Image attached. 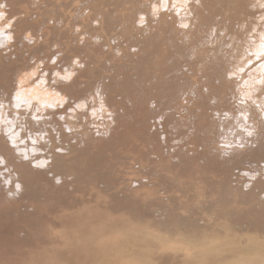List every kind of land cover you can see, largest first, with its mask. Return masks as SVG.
<instances>
[{
    "label": "bare ground",
    "instance_id": "obj_1",
    "mask_svg": "<svg viewBox=\"0 0 264 264\" xmlns=\"http://www.w3.org/2000/svg\"><path fill=\"white\" fill-rule=\"evenodd\" d=\"M117 1H121V0H117ZM123 1L120 3L124 4L125 2ZM147 1H145L146 3L143 2L144 5L142 4V2H140L141 4H139V6L143 5L144 7H146L145 5L150 2L149 0ZM46 2L48 6L43 7L42 9L45 13L34 12L35 15L33 13H30L29 17L30 19H37L35 23L33 22L31 23L32 24L31 27L33 26L35 29H37L38 32H39V28H42V30H40L41 33L40 36L44 37L46 40L53 39V41H51L52 47L50 46V48L53 49V46L58 47L60 43L63 44V41L59 40L61 39V37L65 39L67 38L68 40L71 36V35L67 36V33L69 32L68 30L70 28L66 29L64 27L65 21L67 20V18L65 17L66 13H64L67 7V2H63L64 4L63 6H59L57 2H53L50 0H46ZM85 2L87 4V2L90 1L85 0ZM85 2L83 3L85 4ZM94 2L87 4V6H90V8L97 10H100L99 8H103V7L98 8L97 6L98 1H96L97 3ZM99 2L102 3V0H99ZM112 2L113 1L110 0L111 4L109 2L108 4L112 6L114 4V3L112 4ZM151 2L153 1L151 0ZM202 2L204 1L201 0V2L199 3ZM76 3L75 2L73 3L75 6L72 5L75 8L78 6L76 5ZM115 3L117 4L118 2H116L115 0ZM138 3L136 4L135 2L134 4L138 5ZM54 5L57 6L56 12L53 13L48 12L51 11L52 9L51 6ZM85 6L86 5H83V8L82 9L80 8V10L79 8H76L78 9V13L81 12V10L84 11L86 9L88 10L90 9L87 6L85 8ZM115 6H113L114 8L112 7L113 9L111 8L110 11L108 10L107 12H103L101 10L99 13L97 12L98 13V15L96 14L97 17L94 16L91 23H86V25L83 23L84 25L82 24L83 26L81 25V28L80 27L79 28L82 29L83 27H86L85 28L86 30L78 29L80 39L83 40L84 38L82 39V37L87 36V32H89L91 29L94 30L97 29L99 31V32L97 31L98 34L100 33L101 35L102 33L100 30L101 27L99 26L101 24L99 19L101 18L98 19V17L99 15L102 16V13L103 16H106V14L104 15V13L107 14L109 13L108 15L110 17V15L112 14L111 13L112 10H114L115 8L117 9V7ZM119 6L121 7V4ZM16 7L18 8V11L14 13L10 12L9 16H7L8 18L6 17L5 20H3L2 17L9 11L6 10L5 8L1 9L2 12H0V17H1L0 22L5 27H2L1 25L0 29L6 30L8 34H10L9 36L13 37V39H16V41L20 44V47L17 46L20 50L28 44L27 42L29 41L31 42L35 38L34 35L31 36V34L20 28L21 26L24 25L25 17H26L24 15L21 17V15L26 14V11L30 12L31 8H27L26 4L17 5ZM132 7L134 9V5ZM139 8L140 7L136 9L140 11ZM121 9H123V7ZM96 11H92V12H96ZM128 11H130V9L126 8L125 12L127 13ZM76 12H74V15L78 14ZM116 12L119 13L120 11L116 10L115 13ZM118 13L115 14L116 17H112L113 19L116 18L117 20L121 21V22L117 21L118 24L122 23V20L127 21L126 19L125 20L122 19V17ZM79 15H81L82 17L84 16L82 15V12ZM115 15L113 14V16ZM53 16H56V18L54 19ZM117 16H119V18ZM137 16L138 19L141 17L139 15ZM76 17L77 16H72V18L74 19H76ZM82 17H79V19H81ZM128 17L130 18V16ZM154 17L155 18H152L154 19V21H157L159 19L156 18L159 16H154ZM105 18L106 17H104L103 24L106 19H108V21L105 22L103 27L107 26L108 23L109 24L111 23L109 21L111 19H109L108 17L106 19ZM160 18L161 20L159 19L158 21L162 23L161 15ZM86 19H87L86 22H88L89 17H86ZM142 19L143 18L141 17V20ZM50 20H52V23H49ZM55 21L56 22L59 21V24H57ZM80 21L82 22L85 20H80ZM96 21L100 23L98 24V27L97 24L95 25V23H97ZM115 21H112V23ZM130 21H132V19ZM143 21L147 22V20L144 19ZM148 22L149 23H147V26L143 23L145 25V27L143 26V28L145 29H142L141 27L142 24L140 25L138 23L139 24L138 26H135L134 24V27H132L131 30L133 29L134 31H136L134 28L139 26H140L139 29L141 28V30L136 31V33L129 29L128 30L135 33L136 35L133 33L132 34L135 35L136 37H138L142 32L143 33L147 32L148 34L149 33L148 31H153V28L155 27L153 25L154 24L153 21L152 23L150 22V20ZM112 23L111 26L112 25L115 26V24ZM77 24L79 23L76 22V25ZM118 24L117 26L119 25L121 26V24L119 25ZM43 25H45V28L43 27ZM89 25L91 27H88ZM151 25H153L152 28ZM117 26L114 28L117 29ZM211 27L212 26L204 27L203 33L209 32ZM121 29L122 28H120V31ZM123 29L121 31L122 33H123ZM78 30H76L75 33ZM104 31H106V34L107 36H109L110 38L109 41H110L112 39L110 37V34H112L113 32L109 33L111 32V30L108 31L107 27H105ZM124 31L126 32V35H129L127 33L130 32H128L127 29H124ZM93 32H94L93 34H96V31ZM137 32L139 35L137 34ZM159 32L161 33L160 30H158L157 32L158 34L155 32L151 33L148 37H146V40L143 38L146 34L145 35L141 34L140 36L142 35L143 36L142 37L139 36L138 38H142L144 41L143 40L140 41L134 36H132L134 39L132 38L133 42H130L131 44H133L135 41H136L135 44H137L138 41L140 43L146 41L144 43V49L142 50H137L136 48L133 49L134 45L131 44L124 46L125 40L128 39L131 40V36H130L131 34L129 35L128 39H124L123 38L124 35H121V37L120 35H118L120 39L122 38L121 40L123 42H121V40L118 38L117 40L120 41V43L122 44L116 41L117 45L115 44L116 43L115 40L118 36L114 38L113 35V40L115 39L114 40L115 43L111 41L110 43H112V45L114 44L115 46L114 45L113 46L115 48H113L112 46V51H114L115 57L119 56V58L118 59L113 58L115 60L114 62H112L111 66L109 65L108 68L112 67L110 70L112 72L114 70L115 73L114 72L113 73L118 74V76L121 75L122 78L119 79L120 76L119 78L118 76H116L119 79L118 80L116 78L115 80L116 84L118 83L117 85L120 87L114 89L111 87L112 86L111 83V85L109 86L110 88H112L111 90L107 89L108 82H105L106 84L105 86L104 84L98 85V83L100 84L103 82L104 76H105L104 80L106 81H109V78H110L109 82L113 80L111 73H110V77L108 74H107L108 76L106 75V69L108 65L105 66L106 65L105 63L107 62L105 63L101 62L100 64V66H102V69L104 70L103 72L101 70V72L102 73L105 72L104 75H102V77L101 75L98 76L100 82L97 81L95 82L94 79L96 78L94 77V79L90 81L89 86H87L86 84L88 82L82 80V78L80 79L79 77L80 79L79 82L84 81L85 83L84 82L83 83L87 87L82 88L81 86L74 83H73L74 87L73 86L71 87L72 84L70 83L71 85H69V82L75 81V79L72 80V78H76L75 77L76 71L73 68H71L72 60H69L71 61L70 63L68 62V59L69 58L73 59L76 57L75 58L76 61L77 55L76 56L74 55L75 57L72 58V56L69 55V53L67 52V50L69 51V49L66 48V45L64 44H63L64 48H61L59 51L57 50H56L57 52L52 51L51 55H53L54 57L56 56L55 57L56 59L54 60L55 63H53L55 67L51 68L53 72L49 70L50 67L46 68L48 69L47 71H45L44 68L43 75L41 77L36 78L35 80L36 84L27 83V85H25L26 87L23 86L26 90L24 89V91L22 92L20 91V93H15V91L13 90L14 88H12V85L14 84V80H12V76L17 77V82H19V80L22 81L24 80L23 79L24 78L23 76H25L24 74H21L23 78L20 77V73H22L20 69V64L24 62L23 66H25L27 64L25 62L29 61L26 60V58L28 59V57L25 56L26 58L22 59V57L20 56V54H22V50L17 51L16 49L17 47L15 45L14 50L12 51L13 58L8 62V64L3 63L5 61H3V59H0V151H1L0 162L1 161L4 162V167L6 168L5 176L10 175L11 177H13V181L19 179L18 181L21 184H27L28 185L27 187H29V185L36 186V189L34 190L24 191L23 187L18 185L19 187L17 186V188H19V191L17 190L16 193L17 196L24 198L31 205H34L35 204L34 202H37L36 203L37 205H39L40 203L42 204L43 202L44 207L46 208L45 211L39 209L36 212L38 214L36 220H38L39 223L33 224V226L37 225L36 227H34L38 235L37 238L39 239L40 237L41 240L48 242V244H40L42 247L36 246L37 249L40 248L42 250V253H38L35 251L38 258L46 257L52 261L54 260V258H56L55 260L58 261L59 264H264V174H263L264 172L261 171L264 170V163L263 164L261 163L259 164L258 162L253 163L254 161L253 162L251 161L252 163H249L248 161L251 160L250 153L253 152L252 151L253 148L248 147V149L246 148L247 151H244L242 149L241 152L236 155L237 158H240L239 162L236 165V169L243 176H245L244 182L243 183L241 182L242 183L241 185V183L238 182L239 180L235 181V179L239 177L238 172L235 173L234 175V177L236 176L237 178H234V180H231V182L228 180L226 181L225 179L222 180L221 176H217L216 174H213L210 170L207 169V166L210 165L211 169L216 170V172L218 173L219 171L215 167V164L218 162L215 163L209 161L207 162L206 159L203 158L204 159L203 162L204 161L206 162L200 164L201 165L200 166L198 165V163L194 162L193 159H191L197 156H199L197 158H200V156L203 157L206 154L207 150L209 151V149L205 148L204 141L196 142V143L191 142L189 140V135L191 133L185 130L186 127L191 128L193 126L192 128H195L194 121H195V115H197L196 109L198 108L200 110V107L195 105V101L197 100L196 99L197 97L203 98L204 97L203 93H206L209 94L212 97V99H214L213 101L214 105H219L216 123L214 124V126L212 125L209 128L211 131V135L218 132V134L222 136L220 142L227 141L228 143V140L231 138L230 137L229 139H227L229 135L230 136L234 135L233 138H238V140L243 139L244 135L250 132V131L246 132L247 131L246 130L245 131L246 133H244L243 129H247V126H250L249 128L252 129V131L254 129V131L251 132L252 134H255V139H257L258 142L259 149H254V150L256 153H258L260 157L264 156V148L260 150V146H259L261 145L262 147H264V140L260 139V138L264 139V124L259 123L261 120L264 121V118L261 116L264 115V88L260 83H254L256 82L254 80L257 77L248 76L244 74L242 71L237 70L238 68L237 65H231L230 71L224 70L222 69V67H220L219 61L221 59V56L226 57L229 54L226 53L220 54L219 51L220 46L217 44V42L220 41L221 39V41L230 44L233 41L230 38L233 35V33L227 32L225 30L218 31L217 33L220 36V38H216L215 41L213 42L214 47L212 48V52L208 55L207 54L205 55L202 52H200L201 54L199 53V55L205 56L200 58V60H198L197 65L199 64L200 67H197L195 71L194 69L190 70V68L189 70H186L187 72L190 71L192 73L191 74L188 72V74L192 75V76L190 75V77H193V73L195 72L201 73L202 77L194 76V78H189L188 77L189 75L186 74L188 77V79H186L185 76L184 78L181 75H179L180 77L177 76L178 73L176 69H178V66H176V63H178L177 58L179 57L182 58V56L186 57V55H189V53H185L186 51L183 50L182 47L183 45H181L180 42L176 41L169 43V41L164 39L163 35L161 36L159 35ZM18 33L23 35L24 38L22 39V36L21 38H17L16 34ZM77 35L74 37H77ZM102 35H103L102 37L99 36V41L101 40L104 43L106 39L103 38L104 37L103 33ZM203 35H205V33ZM73 38H71V41L73 40ZM13 39L9 41H12ZM56 39L57 41L58 40L61 41L60 43L58 42V45L57 43L56 45L53 44V42ZM86 39L87 37L84 39V41ZM26 40L28 41L26 42ZM129 40L126 41V43L129 42ZM202 40L199 39V41ZM259 40L260 39L257 38L253 42L252 47L248 48L251 50L252 53L257 52L258 49L262 48V43L258 44ZM71 41L70 43H72ZM79 41L77 38V41L75 42L79 44ZM84 41L81 45L80 44L79 45L80 46L83 45L82 47H84L89 43L85 41L87 42V44H85ZM202 42L204 43L202 44ZM202 42L197 43L196 47H193L192 50L193 51L197 50L196 51L197 53L198 50L202 51L204 47L203 45L206 43L205 41ZM103 43L101 42L97 45L95 44L94 45L96 47L98 46V49H100L101 47L99 48V46L100 44L102 45ZM118 43L120 44L119 46ZM150 43H153V47L148 50L149 46H151ZM89 44H88V49L90 50L92 48L93 42L90 46ZM210 44L212 45V43ZM210 44L209 46H211ZM106 45H107L106 43L105 45H103L105 49L108 47V46L105 47ZM72 47H70L69 45L70 51L71 50L73 51ZM131 47L132 50H134V52L135 50L136 52L139 51V53L138 52L136 53L137 55L135 59L132 58L133 54L131 55V53L133 51H130ZM135 47H138V45H135ZM104 48H101L103 52L105 50ZM185 48H186L185 50H187V47ZM34 49L38 50L37 52L39 53L37 52L33 53L31 51L32 52L30 53L31 55L36 53L37 55L42 54L41 50H44L35 47ZM75 49L76 48H74V50ZM80 49L79 50L77 49L75 54H79V51L84 50V49L82 50ZM138 49H140V47H138ZM23 50L25 51V49ZM63 50L64 53L58 54ZM95 50L97 49L94 48V51ZM192 50L190 51L192 52ZM159 51H161L162 55L167 59L169 63V68L165 69L163 67H159L157 63L154 62L156 60H159L157 56V54H161ZM17 53L19 57L15 58V55H17ZM83 53H81V55ZM86 54L88 55L89 52L85 53V57ZM91 54L93 55V53ZM92 55L89 56L91 57ZM38 56H42V55H38ZM163 56L159 55V58ZM90 57H88L89 60L87 59L86 62V63L89 62V64L86 63H85L86 65L84 64V61H86V59H83L84 61L80 59L83 63H81L80 61L78 65L76 63L73 64L74 65L76 64L77 67L78 66L80 67V64L81 66L84 65L86 67L87 65H89L90 67L88 69H91L90 63L92 62L90 59L92 57L91 58ZM106 58L107 60H111L112 55ZM106 58L102 61H106ZM20 59H22L21 60L22 62L19 61ZM122 59L126 61H123ZM127 60H131L132 63L127 62ZM173 61H174V65H172ZM49 62L50 61H48V64ZM184 62L182 63L183 67L185 65ZM30 63L27 65L26 68L36 73L35 69L32 68V66L34 65H31ZM23 66L21 65L22 69L25 68ZM104 66L105 69L103 68ZM86 67L82 68L84 69L83 71L86 70L85 73L88 72ZM97 67L98 66H96V70H98ZM260 69L261 68L258 66V70ZM96 70L95 72L97 74ZM90 71L92 70H89V73ZM146 71L149 72L148 74L151 75V76L149 75V78H146V75L148 76ZM47 73H53V74L57 73L55 76L57 82L54 83L55 79H53V81L49 80L50 77L48 76ZM85 73H82L81 77L86 75ZM98 73H100L99 70ZM183 73L186 72H184L183 70ZM78 74H79L78 76H80L81 73ZM26 75L30 76L28 74V71L26 72ZM93 75L95 76V74ZM139 76L143 77L142 78L143 80L139 79V83H141L142 85L141 87L140 85L137 84L135 80V78ZM100 77L102 79H100ZM126 79L131 80L132 82L135 80L136 84L138 85L136 91L134 90L136 87L135 88L133 87V91H135V93L131 94V92H128L125 95H123L124 93L120 94V92L118 91L119 89L124 90L126 88V84L128 83V80L126 81ZM146 79L152 82L150 86L146 84ZM174 79L176 80L175 82ZM47 82L48 83L53 82L54 84L52 86L56 84L58 87L57 90L51 92L53 88H51L50 86L49 87L51 88V91L50 89L44 90V87L48 84ZM91 82L94 83L95 86H92L93 84H91ZM195 84H199L198 89L194 88L193 85ZM68 85L71 88H69ZM30 87L32 91H30V94H27L26 91H29ZM54 87L56 88V86ZM33 89L35 90V92L33 91ZM192 89L194 90L193 91L194 93L193 92L191 93L195 94L194 99H192L194 100V102L186 101L185 99L187 97L184 98L185 96H183V98L188 104H186L184 100L183 102L178 101L179 99H183V98L180 97L179 99L176 98L177 97L175 96L176 93L179 96H181L180 92H182V94H186V92H190L192 91ZM112 90L115 92L117 91V93H115L116 96L117 94L118 95L120 94V96H125L127 101L129 100L132 102L134 101L139 102L141 100V103H139L138 108L132 110L130 109L129 104L122 103L121 112L110 109V113L108 115H104L105 117L102 116L104 117L102 121L100 119L102 118L101 113H103L104 110L102 109L103 107L102 102L106 100L112 101L111 99L113 96V92H111ZM58 92L60 93L57 94ZM235 92L237 93V95L235 94ZM186 95L189 96L188 94ZM138 97L140 100L137 99ZM247 97L251 98V100H248ZM18 98L20 100L23 99L26 100L27 105L26 106L20 105V101L17 100ZM64 98L69 101H66L64 106L63 104L61 106L59 105L60 107L63 106V110L61 109L54 110L53 108H59L56 102L59 100L65 101ZM257 98H259V100ZM89 99H91L92 102L91 101L89 102ZM164 100H166L165 101L166 103H164ZM235 100L236 102H238V106L236 110H234V107L232 106V101ZM174 101L176 103V104L174 103V107L177 106V101H178L180 107L184 109L185 112L183 114L177 115L178 109L174 111L173 110L174 108L172 107L173 108L172 109L171 105H170V109H172L170 111L171 113L168 112L165 114L164 112L166 109L164 110V107H163L164 112H162L161 110L159 111V108L162 103L167 104L166 106L169 107L168 104H172V102ZM149 102L152 103L150 104ZM184 103L187 106H185ZM189 103L190 105L191 103H193L192 104L193 106L192 105L190 106ZM133 104L134 103H132V105ZM254 104L257 106H255ZM141 107L144 108L141 109ZM145 107L148 108L147 111L145 110ZM151 107H154L152 108L153 110L150 109ZM251 109H253V112H251ZM91 111H94L96 113L102 111L98 117L99 119L96 117L99 120L98 122L95 117L91 116L92 114L90 113H93ZM150 111L154 113V117L152 116V113ZM146 112L149 113V117L147 118L145 117V122L143 127L141 125H137L136 127H133L131 125L132 122H140L138 121L137 118L141 117ZM95 114L93 115L95 116ZM98 114L99 113H97V115ZM104 114L107 113L104 112ZM90 116H91V120H90ZM92 117L95 118L96 122L95 121L92 122L93 121ZM116 117L121 119L116 122V124L119 123L116 130L119 136L124 137V142H120L119 140L115 141L112 136L110 137V135H112L115 130L114 131L112 130V127L110 126L108 119H112V123L115 126L114 119ZM123 117H125L126 119ZM150 118L152 121L150 120ZM185 118L188 119L189 121L185 122L184 121ZM147 119H149L150 121L146 122ZM176 120L181 121L182 122L181 125H183V123H186L185 126H183V128L185 127L184 128L185 131L182 129L181 131L178 132L180 137L187 136L188 139L186 140L188 141L189 144L193 146L204 145V147L201 150L195 153L196 149L194 147L190 148L187 145L185 146L186 144L185 142L182 144L175 143L174 144L175 147H173L174 145L171 142L176 141V139L170 137L169 134L173 133L172 129L174 127L171 126V129H167L166 125L168 126L170 125V123L172 124V122ZM158 121L160 124L159 126L161 127V131L164 133L165 136L164 137L163 135H161V137L162 136L164 137V141L162 140L164 143H162L160 141V138H158L159 136V128L157 126ZM152 125L155 127V129L153 130H151ZM144 127H146L150 131H148V133L145 134L143 142H141L140 144L136 142L135 147L132 146L127 140L128 138L127 135L130 132L135 133L137 130H141V129L144 130ZM259 128L262 129V132H259L260 131ZM36 132H38L39 135H37ZM13 134H16L21 139H24V144L26 145L27 148L28 146H32L34 153L40 150L43 154L41 153V155L34 156L35 158L33 159L35 160L34 162L32 161V156H30L31 160L29 159L28 162L26 163L18 162L19 160L18 161L15 160L17 159L16 156H19V158L22 160L23 154L21 153L19 155H16L19 153L16 152V154L14 155L13 152L17 151L18 149H21L23 144L21 146L18 145L20 143L16 144V141L19 138L16 137L15 135L13 137L12 136ZM250 134L248 133V137ZM211 135L209 136V138L213 139L214 143H220L218 142V140L212 138L213 136ZM11 137H13V139L15 137L16 138L13 141ZM252 137H254V135H252L251 138ZM30 139L31 141L29 142ZM194 139L199 140V137H196L194 135ZM32 142H34L33 145ZM235 143H237V141ZM239 143H241V141ZM183 147L185 149L184 151L182 150ZM241 147H237V148H241ZM220 148L222 149V147ZM3 149L8 150L9 153L7 155L4 154ZM216 149L219 148L216 147ZM154 150L158 151L160 155L155 158L147 157L148 152L154 153ZM246 152L249 153L250 155L246 156L245 155L247 154ZM26 155L27 157L29 156L28 149L26 151ZM212 155L213 157L211 158L213 159L214 157L221 158L220 153L212 154ZM224 155H222L221 161L223 160L222 162H224L226 165L231 167V163L236 162V160L234 161L231 158H229L231 160L228 161V159L224 157ZM12 156H14V158ZM234 156L235 155H233V157ZM253 158L254 157H252V159ZM212 161H216V159ZM16 165L18 166L17 168ZM0 169L2 168L0 167ZM124 169L130 171L129 174H127L126 176L123 174L119 175V172H121L122 170L125 171ZM232 169L233 168H228L227 173L223 177L231 176ZM164 170H166V172H164ZM167 170H169L171 173H174V175L177 173L176 175H178V179L175 176V182L176 179L177 181L180 182L179 183L176 182L177 183L176 184L172 180L168 181L167 177L173 178L174 175L170 174V172L167 173ZM3 171L4 170H2V172ZM139 172H141V174ZM36 176L40 178V179L38 178L37 181L35 179ZM119 176L121 177L120 179L122 180L126 179L127 181H125L124 183H120V181L122 180L117 182ZM59 179H63V180L59 182L57 181ZM220 179L222 182L219 184ZM241 179L240 181H242ZM41 182H43V185H46V188L40 186ZM133 182L136 184H132ZM169 182H173V184ZM136 185L139 186L138 189L137 187L135 189ZM235 185H237V187ZM124 187H127L129 189L121 190L122 192H119V190H117L118 188L123 189ZM222 187L224 189L220 191ZM159 189L163 190L162 191L163 193L158 192ZM103 190L109 192L111 194L110 196L112 197L109 199L106 196L107 193H103ZM23 192H26L24 193L25 195L23 194ZM42 192L44 193V195L41 194V196L39 195L40 197H37L38 196L37 194ZM82 194L94 198V202H96V209L90 210V212L83 211V209L86 207V204H88V200L85 201L86 203H83L84 201L82 200L81 197ZM77 195L79 196L77 197ZM121 195L124 196V199L126 200L125 203L122 202L123 197ZM35 197L38 198L37 201L31 199ZM133 197L135 199H133ZM41 198H43V200H41ZM139 198H140V203H142V206L138 205ZM50 201H53V203L51 202L50 204H48L49 206H51V208H49L48 205L45 206V202L49 203ZM92 204L94 205L95 203ZM40 207H42V205ZM80 209H82V211H80L79 213ZM131 213L132 214L134 213L133 214L134 216ZM32 217L33 216L31 215V218ZM45 220L47 221V224L46 222H44ZM50 221L56 223L58 226L53 227L52 226L53 224H50ZM141 221H143L145 224L142 225ZM8 229L10 228L8 227ZM67 232H69V234ZM16 234L17 233H15L14 235ZM89 234L90 237L88 236ZM60 239L64 240V242L55 244V242L57 243V241ZM72 241L78 244L79 247L80 245L87 246V249L85 250L87 251L88 256L86 255L84 256V253L80 248H79L80 250H77V252L71 249L63 250L66 248L65 243H70ZM28 242L31 243V241ZM25 246H27V243ZM47 247H50L51 252L47 250Z\"/></svg>",
    "mask_w": 264,
    "mask_h": 264
},
{
    "label": "rangeland",
    "instance_id": "obj_2",
    "mask_svg": "<svg viewBox=\"0 0 264 264\" xmlns=\"http://www.w3.org/2000/svg\"><path fill=\"white\" fill-rule=\"evenodd\" d=\"M42 1V2H41ZM50 1H53V2H57L58 4H59V6H63L64 4H63V2H67V7H66V9H65V11H64V13H66V18H67V20L65 21V24H64V27L67 29H69L68 31V33H67V36H69V35H71L70 36V38L67 40V38L65 39V38H62L61 37V39H59V40H61V41H63V44L64 45H66V48H68L69 49V51L67 50V52L69 53V55H71L72 56V58L73 57H75L76 55H77V59H76V61H75V58H73V59H68V62H70L71 63V61H69V60H72V63H71V68H73L75 71H76V78H72V80H74L75 79V81H71V82H69V80H68V82H69V85H71V87L73 86L74 87V85H73V83L74 84H77V85H79V86H81L82 88H85V87H87V86H89V84H90V81L92 80V79H94V77L97 79H94L95 80V82L97 81V82H100V80H99V75H101V77H102V75H104V73H102L104 70L102 69V66H100V64H101V62L103 63H105V62H107V63H105L106 65L105 66H107V69H108V71H107V69H106V75L108 74L109 75V77H110V73H111V76H112V78H113V82L111 81V82H109L110 81V78H109V81H106V80H104V77H103V82L102 83H98V85H102V84H104V86L106 85L105 84V82H108V84H107V89L108 90H111L112 88H118V87H120V86H118L117 84H116V76H118V74H114L115 72H114V70H113V72L110 70L112 67H110V68H108L109 67V65L111 66V64H112V62H114V60L117 58H119V56H116L115 57V55H114V51H112V46L114 45H112V43H110V41L111 42H113V43H115L116 41L117 42H119L120 43V41H118L117 39L119 38V36L118 35H120V37H121V35H124V39H128V37H129V35L131 36V40H132V36H134L135 38H137L138 40H143L142 38H138L141 34H143V35H145L143 38L146 40V37H148L151 33H153V32H155V33H157L158 32V30H160L161 31V33L159 32V35L161 36V35H163V37H164V39L165 40H167V41H169V43H171V42H176V41H178V42H180V44L181 45H183L182 47H183V50L184 51H186L185 53H189V55H186V57L185 56H182V58L181 57H179V58H177V62L178 63H176V66H178V69H176V71H177V76L178 77H180L179 75H181L183 78H184V76H185V78L186 79H188V77L189 78H194V76L196 77H202L201 76V73H197V72H195V73H193V77H190V75L192 74L190 71H188L189 73H191V74H188V72L186 71V70H189V68H190V70L191 69H194V71L196 70V68L197 67H200L199 66V64L197 65V63H198V60H200V58H202V57H205L204 55H199V53L200 52H202L203 54H210L211 52H212V48L214 47V41H215V39L216 38H220V36L218 35V31H220V30H225V31H227V32H231V33H233V35L230 37L231 38V40H233L230 44H228V43H225L224 41H221V39H220V41H218L217 42V44L220 46V49H219V51H220V54H224V53H226V54H229V55H227L226 57H222L221 56V59H220V61H219V63H220V67H222V69H224V70H227V71H230L231 69H230V66L231 65H237L238 66V68H237V70H240V71H242L244 74H246V75H248V76H254V77H257L254 81H256V82H254V83H260L262 86H263V88H264V0H203L204 2H202V3H199V2H201V0H152L153 2H151V0H149L150 2L149 3H147L145 6L146 7H144L143 5V2H145V1H147V0H141V1H138V0H133V1H131V0H121V1H117L116 0V2H118L117 4L115 3V0H111V1H113L112 2V4L114 3L115 5H117V6H115L114 4L112 5V6H110V0L109 1H105V0H102V3H100L99 2V0H87V1H90V2H87V4H89V3H91V2H94V3H97L96 1H98V3H99V5H98V3H97V6H98V8L99 7H103V8H99L100 10H97V9H93V8H90V6H87V4H86V2H85V0H50ZM125 2L124 4L123 3H120V2ZM139 3H138V2ZM176 1V2H175ZM76 3V5H78L76 8H79V10H80V8L82 9L83 8V5H86L88 8H90L89 10L88 9H86V10H84L85 8H86V6H85V8L83 9L84 11H82L81 10V12H82V15H84L85 14V12L86 11H88V12H86V14L82 17L81 15H79V14H81V12H79L78 13V9H76L74 6V4L73 3ZM82 2V3H81ZM83 2H85V4L83 3ZM108 2L110 3V4H108ZM136 2V4L138 3V5H136V4H134ZM140 2H142V6H139V4H141ZM148 2V1H147ZM155 2H156V4H155ZM169 2V3H168ZM121 4V7L119 6L120 4ZM132 3V4H131ZM146 3V2H145ZM22 4H26L27 5V8H31L30 9V12H27L26 11V9H25V11H26V14H22L21 15V17L24 15V16H26L25 17V23H24V25L23 26H21L20 28L22 29V30H24V31H26V32H28L29 34H31V36H33L34 35V40H32L31 42L29 41V42H27L28 40H26V42L28 43L26 46H24L22 49H20V50H22V54H20V56L22 57V59H25L26 57H28V59L26 58V60L31 64V65H34V66H32V68L33 69H35V72L36 73H34V72H32V71H30L29 69H27L26 67H27V65L29 64L28 62H25V63H27L25 66H23V64H24V62L23 63H21L20 64V69H21V71H22V73H20V77H22L21 76V74H24L25 76H23L22 78L24 79L23 81L22 80H19V82H17V77H15V76H12V80H14V84L12 85V88H14L13 90L15 91V93H20V91L22 92V91H24V87H26L25 85H27V83L28 84H30V83H32V84H36V82H35V80H36V78H38V77H41L42 75H43V73H44V68H45V71H47L48 69H46L47 67L49 68L50 67V71L51 72H53L52 70H51V68H54L55 67V65L53 64V63H55V57L53 56V55H51L52 54V51L54 52V51H59L61 48H64L63 47V44L62 43H60L61 41H57V39L53 42V44H55L56 45V43H57V45H58V42L60 43V45H58V47L56 46H53V49L52 48H50V46L52 47V44H51V41H53V39H51V40H46L44 37H42V36H40L41 35V33H40V30H42V28H39V32L37 31V29H35L33 26V28L31 27V23L33 22V23H35L36 21H37V19H30V17H29V15H30V13H33L34 15H35V13L34 12H40V13H45L42 9H43V7H47L48 6V4H47V2H46V0H0V12H2L1 11V9H3V8H5L6 10H8L9 12L8 13H6L3 17H2V19L3 20H5L6 19V17L7 16H9V14H10V12H12V13H14V12H17L18 11V8L16 7L17 5H22ZM101 4V5H100ZM123 4V5H122ZM148 4H149V6H148ZM154 6H153V5ZM72 5H74V6H72ZM134 5V9H133V6ZM82 6V7H81ZM108 6V7H107ZM113 6H115V7H117V9L116 10H119L120 12L118 13V12H116V13H118L121 17H122V19H126L127 21H123L122 20V23H119V24H121V26L118 24V22L117 21H119V20H117L116 18L115 19H113L112 17H116V13H115V9L114 10H112V14L110 15V17H109V13L107 14V13H104V15L106 14V16H103V13H102V16L101 15H99V17H98V19L99 18H101V19H99L100 20V23L98 22V21H96L97 23H95V25L97 24V27H98V24H100L99 26L101 27V29H100V27H99V29L101 30V32L104 34V39H106L105 41H104V43H103V41H101L103 44L101 45L100 44V46H99V48L101 47V48H104L103 47V45H105V43L107 44L105 47H107L105 50H104V52L102 51V49L100 48V49H98V46L96 47L95 45H97V44H99V43H101L100 41H99V36H103L102 35V33H101V35H100V33L98 34V30L96 29V30H94V29H91L89 32H87V36H85V37H82V39L84 38H86L87 37V39L85 40V41H87V42H91L90 44H89V46L92 44V42H93V44H92V48L91 47H89V48H91L90 50L88 49V44H87V42H85L84 41V39L83 40H81L80 39V35H79V30H86L85 28L86 27H83L82 29H80L81 28V25L84 23L85 25H86V23H91L92 22V20H93V17L94 16H96L97 17V15H98V13L102 10L103 12H107L108 10L110 11L111 10V8L113 7ZM118 6H119V8H118ZM172 6V7H171ZM56 5H54V6H51V11H48V12H50V13H53V12H56ZM106 7V8H105ZM123 7V9H121ZM124 7H125V9H124ZM138 7H140L139 9H140V11L139 10H137L138 9ZM141 7H142V9H141ZM155 7V8H154ZM182 7V8H181ZM114 8V7H113ZM112 8V9H113ZM126 8L127 9H130V11H128L127 13L125 12L126 11ZM137 8V9H136ZM157 8V9H156ZM183 8H184V10H183ZM187 8V9H186ZM21 9H23V8H21ZM76 9V10H75ZM121 9V10H120ZM182 9V10H181ZM96 11V12H92V11ZM156 10V11H155ZM173 10V11H172ZM60 11V10H59ZM77 11V12H76ZM114 11V12H113ZM135 11H136V13H135ZM137 11H139V12H137ZM171 11V12H170ZM180 11V12H179ZM181 11H183V12H181ZM74 12H76V13H78L77 15L75 14L74 15ZM98 12V13H97ZM124 12H125V14H124ZM164 12V13H163ZM174 14H173V13ZM188 12V13H187ZM93 13V14H92ZM129 13H130V15H129ZM157 13H158V15H157ZM160 13V14H159ZM97 14V15H96ZM113 14L115 15V16H113ZM131 14H133V15H131ZM139 15V16H141L144 20H147V22H145V21H143V19L141 20V17L138 19V16L137 15ZM163 14V15H162ZM189 14V15H188ZM68 15V16H67ZM91 15V16H90ZM134 15H135V17H134ZM160 15H161V17H162V23L161 22H159L158 20L160 19L161 20V18H160ZM72 16H77L78 17V19H79V17H82L81 19H77V17H76V19H77V21H76V19H74V18H72ZM128 16H130V18L132 19V21H130L131 19L128 17ZM154 16H159V17H156V18H159L157 21H158V23H160V24H158L157 23V21H154V19H152V18H155ZM186 16V17H185ZM188 16V17H187ZM29 17V18H28ZM86 17H89V19H88V22H86ZM104 17H108L109 19H111L112 21H115V22H113L112 23V21L111 20H109L112 24H115V26L114 25H112L111 26V23L109 24V26H108V24H107V26H105V27H107L108 28V31H110L111 30V32H109V33H112V34H110V37L112 38L110 41H109V36H107V34H106V31H104L105 30V27H103L104 26V24H105V22H107L108 21V19H106L105 20V22H104V24H103V21H104ZM118 18H119V16H117ZM128 17V18H127ZM174 17H176V18H174ZM178 17V18H177ZM1 18V17H0ZM8 18V17H7ZM53 18L55 19L56 18V16H53ZM84 18V19H83ZM174 18V19H173ZM75 21H74V20ZM129 19V20H128ZM151 19H152V21L154 22V28H153V31H148L149 33L147 34V32L146 33H141L140 35L138 34V32H137V34L139 35H137L138 37H136L135 35V33H136V31H139V30H141V28L139 29V27H135L134 29L136 30V31H134L133 29L131 30V28L132 27H134V24H135V26H138L139 24L141 25V27H142V29H145V28H143V26L145 27V25L147 26V23H149L148 21L150 20V22L152 23V21H151ZM166 19V20H165ZM176 19V20H175ZM80 20H85V21H80ZM89 20H91V21H89ZM143 21V22H140V21ZM23 21V20H22ZM26 21H28V22H26ZM165 21V22H164ZM12 22V21H11ZM56 22V21H55ZM73 22V23H72ZM75 22V23H74ZM76 22L77 23H79V24H77L76 25ZM81 22V23H80ZM119 22H121V21H119ZM156 22V23H155ZM13 23H14V21H13ZM49 23H52V20H50L49 21ZM57 24H59V21H57L56 22ZM139 23V24H138ZM145 25H144V24ZM30 24V25H29ZM70 24V25H69ZM72 24H74V25H72ZM83 24V25H84ZM117 24L119 25V26H117ZM130 24V25H129ZM2 25V23L0 22V26ZM79 25V26H78ZM82 25V26H83ZM94 25V26H95ZM150 25V24H149ZM153 25H151V28H152V26ZM117 26V29H115L114 27H116ZM206 26H212L211 27V29H210V31L209 32H204L205 33V35H203L204 33H203V28L204 27H206ZM2 27H5V26H3L2 25ZM25 27V28H24ZM31 27V28H30ZM43 27L45 28V25H43ZM80 27V28H79ZM88 27H91L90 25L88 26ZM87 27V28H88ZM96 27V28H97ZM162 27V28H161ZM29 28V29H28ZM93 28V27H92ZM119 28V29H118ZM120 28H124V29H127V31L128 32H130V33H127V34H129V35H126V32L124 31V29H123V33L121 32L122 31V29H121V31H120ZM149 28V27H148ZM150 28V29H151ZM165 28V29H164ZM219 28V29H218ZM75 29V30H74ZM79 29V30H78ZM89 29V28H88ZM131 30V31H133V32H135V33H133V32H131V31H129V30ZM147 29V28H146ZM163 29V30H162ZM0 30H2V29H0ZM73 30V31H72ZM76 30H78L76 33H75V31ZM212 30V31H211ZM93 31H96V34H93L94 32ZM98 31V32H97ZM144 31V30H143ZM164 31V32H163ZM32 32V33H31ZM72 32V33H71ZM92 32V33H91ZM125 32V33H124ZM145 32V31H144ZM164 34H163V33ZM37 33V34H36ZM108 33V34H109ZM118 33V34H117ZM135 34V35H133V34ZM200 33V34H199ZM210 33V34H209ZM29 34H27V35H29ZM36 34V35H35ZM79 35V37H78V35ZM98 34V35H97ZM115 34H116V36H115ZM158 34V33H157ZM209 34V35H208ZM10 34H8V32L6 31V30H2V31H0V59H3V61H5V62H3V63H5V64H8V62L13 58V50H14V46L16 45V47L17 46H19L20 47V44L16 41V39H13V37H11V36H9ZM38 35V36H37ZM77 35V37H74V36H76ZM95 35H96V37H95ZM113 35H114V38L115 37H117L116 38V40H115V42H114V40H113ZM142 35V36H143ZM16 36H17V38H21V36H22V39L24 38L23 37V35H21L20 33H18V34H16ZM37 36V37H36ZM142 36H140V37H142ZM159 36V37H160ZM235 36V37H234ZM76 39H74V38ZM126 37V38H125ZM71 38H73V40L71 41ZM77 38H78V41L79 40H81V41H79V44L81 45L82 43H83V41L85 42V44H87V45H85L86 46V48H85V46L84 47H82V46H80L79 44H77L75 41H77ZM96 38V39H95ZM260 39L259 40V42H258V44H260V43H262V48L261 49H258V51L257 52H255V53H252L251 52V50L250 49H248V48H251L252 47V44H253V42L256 40V39ZM3 39V40H2ZM11 39H13L12 41H9V40H11ZM37 39H39V40H37ZM64 39H65V41H64ZM103 39V40H104ZM120 39V38H119ZM122 39V38H121ZM120 39V40H121ZM134 39V38H133ZM199 39H203L202 41H205L206 43L203 45L204 47H203V49H202V51H200V50H198V53L196 52L197 50H192L193 49V47H196V45H197V43H200V42H202V41H199ZM4 40H6V41H4ZM129 40V39H128ZM128 40H125V43H124V46L125 45H128V44H131L130 42H133V40L131 41V40H129V42H127L126 43V41H128ZM137 40V41H138ZM38 41V42H37ZM67 41H69V42H67ZM70 41L72 42V43H70ZM96 41V42H95ZM135 41V40H134ZM144 41V40H143ZM199 41V42H198ZM208 41H209V43H208ZM7 42H8V44H7ZM12 42V43H11ZM65 42V43H64ZM75 44H74V43ZM117 42L115 43L116 45H117ZM121 42H123L122 40H121ZM136 42V41H135ZM135 42L133 43V44H131V45H134V47H133V49H137V50H142V49H144V43L146 42H142V43H140L139 41L137 42V44H135ZM147 42H148V39H147ZM153 42V41H152ZM4 43V44H3ZM118 43V46L120 45V44H122V43H120L119 44ZM204 42H202V44H203ZM208 43V44H207ZM210 43H212V45L210 44ZM74 44V45H73ZM95 44V45H94ZM151 44V46H149V48H148V50L150 49V48H152L153 47V43H150ZM209 44L211 45V46H209ZM4 45V46H3ZM69 45H70V47H72V46H75V47H72L73 48V51L71 50L70 51V48H69ZM94 45V46H93ZM135 45H138V47H140V49H138V47H135ZM207 45H208V47H207ZM41 46V47H40ZM59 46H62V47H59ZM115 46V45H114ZM113 46V48H115ZM117 46V47H118ZM130 46V45H129ZM34 47L35 48H38V49H44V50H41L42 51V54H38V55H42V56H38L37 55V53H39V52H37L38 50H36V49H34ZM95 49H97V50H95L94 51V48ZM185 47H187V50H185L186 48ZM2 48V49H1ZM8 48V49H7ZM12 48V49H11ZM55 48V49H54ZM71 48V49H72ZM74 48H76L75 50H74ZM80 48H82V49H84L83 51H84V53H83V51H79V54H80V56H79V54H75V52H76V50L78 49H80ZM128 48H130V47H128ZM17 49V51H20L19 50V48L17 47L16 48ZM23 49H25V51L23 50ZM82 49H80V50H82ZM88 49V50H87ZM209 49V50H208ZM66 50V49H65ZM190 50H192V52L190 51ZM205 52H204V51ZM34 53V52H37L36 54H30V53H32V52ZM40 51V52H41ZM56 51V52H57ZM86 51V52H85ZM130 51H133L132 53H131V55H132V58L133 59H135V57H136V53L138 52L139 53V51H137L136 52V50H135V52H134V50H132V47H131V50ZM24 52V53H23ZM44 52H45V54H44ZM83 53L82 55H81V53ZM89 52V54L87 55L86 54V57H85V53H88ZM160 53H161V51H159ZM195 52V53H194ZM4 53V54H3ZM61 53H64V50L63 51H61L60 53H58V54H61ZM91 53H93V55L91 54ZM44 54V55H43ZM54 54V53H53ZM116 54V53H115ZM190 54H191V56H190ZM201 54V53H200ZM28 55V56H27ZM75 55V56H74ZM89 55H92L91 57L89 56ZM108 55V56H107ZM112 55V58H111V60H107V58L106 57H109V56H111ZM159 55H161V56H163L162 55V53L161 54H157V56H158V59L159 60H156V61H154L155 63H157V65L159 66V67H163V68H169V63H168V61H167V59L163 56V57H160L159 58ZM2 56H3V58H2ZM26 56V57H25ZM34 56V57H33ZM38 56V57H37ZM79 56V57H78ZM90 57L91 59V62L92 63H90V65H91V69H88L90 66L89 65H87V67L86 66H84L83 64V66H81V64H80V67L78 66L77 67V65L80 63V61L81 60H83V59H86V61H84V64L87 62V59H88V57ZM198 56V57H197ZM19 57V55H18V53H17V55H15V58H18ZM47 59H46V58ZM52 57V58H51ZM31 58V59H30ZM40 58H41V60H40ZM50 58V59H49ZM106 58V61H102V60H104ZM113 58H115V59H113ZM22 59H20L19 61H21ZM49 59V60H48ZM81 59V60H80ZM25 60V61H26ZM34 60V61H33ZM89 60V59H88ZM123 61H126V60H124V59H122ZM48 61H50L49 62V64H48ZM75 61V62H74ZM185 61V62H184ZM195 61V62H194ZM22 62V61H21ZM127 62H131L132 63V61L131 60H127ZM184 62V67H183V65H182V63ZM190 62V63H189ZM46 63V64H45ZM73 63H76L75 65L73 64ZM81 63H83L82 61H81ZM172 63V62H171ZM17 64V63H16ZM15 64V65H16ZM86 64H89V62L88 63H86ZM85 64V65H86ZM193 64V65H192ZM21 65L23 66V67H25V68H21ZM95 67H93V66ZM172 65H174V61H173V64ZM182 65V66H181ZM188 67H187V66ZM44 66H46V67H44ZM53 66V67H52ZM58 66V65H57ZM74 66H76V67H74ZM96 66H98L97 67V69L99 70V72L100 73H98V70H96ZM105 66L103 67L104 69H105ZM258 66L261 68L260 70H258ZM86 67V69L88 70V72H86L85 73V71H83L84 69H82V68H85ZM94 70H93V69ZM101 68V69H100ZM125 68V67H124ZM27 69V70H26ZM33 69H31V70H33ZM80 69V70H79ZM78 70H79V72H78ZM89 70H92V71H90V73H89ZM95 70L97 71V74H96V72H95ZM101 70H102V72H101ZM183 70H184V72H186V73H183ZM24 71V72H23ZM28 71V74L30 75V76H28V75H26V72ZM30 71V72H29ZM83 71V72H82ZM111 71V72H110ZM49 72V71H48ZM56 72V71H55ZM147 72V71H146ZM145 72V73H146ZM42 73V74H41ZM78 73H81L80 74V76H78L79 74ZM82 73H85L86 75H84L83 77H81V75H82ZM149 72H147V74H148ZM183 73V74H182ZM40 74V75H39ZM48 74V76L50 77L49 78V80H52L53 81V79H55V76H56V74L54 75L53 73H47ZM50 74H53V75H50ZM93 74H95V76L93 75ZM115 76H113V75ZM189 75L188 77H187V75ZM90 75H91V77H90ZM97 75V76H96ZM107 75V76H108ZM149 75L150 74H148V76L146 75V78H149ZM172 75V74H171ZM26 76H28V77H26ZM53 78H52V77ZM93 76V77H92ZM119 76H120V78H119ZM118 76V78L119 79H121L122 77H121V75H119ZM136 76H137V73H136ZM151 76V75H150ZM192 76V75H191ZM15 77V78H14ZM27 79H26V78ZM30 77V78H29ZM79 77H80V79L82 78V80H84V81H87L86 83V85L87 86H85V82L83 83V82H79ZM98 77V78H97ZM100 77V79H102ZM181 77V78H182ZM14 78V79H13ZM52 78V79H51ZM117 78V79H118ZM143 77H137V78H135V80H136V82H137V84L138 85H140V87L142 86L141 85V83H139V79H141V80H143L142 79ZM90 79V80H89ZM118 79V80H119ZM176 79V78H175ZM174 79V82L176 81ZM26 80H27V82H26ZM78 80V81H77ZM81 80V81H82ZM108 80V79H107ZM117 80V81H118ZM128 79H126V81H127ZM135 80L132 82L131 80H128V83L127 82H125V83H127L126 84V88H125V86H124V90H118L119 92H120V94H123V95H125L126 93H128V92H131V94L132 93H135V91L137 90V84H136V82H135ZM138 80V81H137ZM20 81H21V83H20ZM102 81V80H101ZM115 81V82H114ZM153 81H155V80H153ZM55 82H57L56 81V79H55V81H54V83ZM94 82V81H93ZM131 82V83H130ZM20 83V84H19ZM24 83V84H23ZM48 83V82H47ZM51 83V84H50ZM50 83H48L45 87H44V90L46 89V90H49L50 89V91H51V88H53L52 89V91L51 92H54L55 90H57V85L55 84L54 86H56V88L54 87V86H52L54 83L53 82H50ZM71 83V84H70ZM111 83H112V88H110L109 86L111 85ZM122 83V82H121ZM152 82L151 81H149L148 79H146V84H148L149 86H150V84H151ZM23 84V85H22ZM50 84V85H49ZM84 84V85H83ZM91 84H93L92 86H95V84L94 83H92L91 82ZM97 84V83H96ZM38 85V84H37ZM44 85V84H43ZM68 85V87L69 88H71L70 86ZM115 85V86H114ZM117 85V86H116ZM198 85L199 84H195V85H193L194 86V88L195 89H198ZM24 86V87H23ZM51 88H50V87ZM97 86V85H96ZM131 86V87H130ZM23 87V88H22ZM31 87H33V86H31ZM31 87H30V89H29V91H26L27 92V94H30V91H32V89H31ZM49 87V88H48ZM129 87H130V89H129ZM133 87L135 88L134 90L135 91H133ZM48 88V89H47ZM55 88V89H54ZM131 88H132V90H131ZM238 88H239V86H238ZM11 89V88H10ZM142 89V88H141ZM26 90V89H25ZM207 90H208V88H207ZM33 91L35 92V90L33 89ZM177 91V90H176ZM194 90L192 89V91H190V92H186V94H188L189 96H187L186 94H182V92H180L181 93V96H179L176 92V95L175 96H177L176 98H178L179 99V97L180 98H183V96H185L184 98H186L185 100L186 101H193L194 102V100H192V99H194V96H195V94H193L194 92H193ZM111 92H113V96H112V101H107L106 99H104V100H106V101H103L102 103H103V107H102V109H104L103 110V113H101V112H97V113H99L98 115H97V113L96 112H94V111H91V112H93V113H90V114H92L91 116H93V117H99V115H100V113H101V117L102 116H104V115H108L109 113H110V109H113V110H117L118 112H121V105H122V103H126V104H129L130 106V109L132 110V109H136V108H138L139 107V103H141V100L139 99V97L137 98L138 100H140L139 102H136V101H134V102H132V101H127V99H126V97L125 96H120V94L118 95L117 94V96L115 95V93H117V91L115 92V91H111ZM191 92H193V93H191ZM14 93V92H13ZM12 93V94H13ZM14 93V94H15ZM60 92H58L57 94H59ZM64 93V92H63ZM62 93V94H63ZM190 93V94H189ZM193 94V95H192ZM235 94L237 95V93L235 92ZM203 95H204V97L202 98V97H197L196 99V101H195V105H197L198 107H200V110L197 108L196 109V112H197V115H195V128H190V127H184L185 128V130H187L188 132H190L191 134L189 135V140L191 141V142H194V143H196V142H201V141H204L205 142V148H208L209 149V151L207 150V152H210V153H207L206 152V154L203 156V157H201L200 156V158H197V157H199V156H197V157H194V158H191V159H193V161L194 162H196V163H198V165H200V164H202V163H205L206 161L208 162H212V163H215V162H218V163H216L215 164V167H216V169L219 171L218 173L216 172V170H212L211 169V166L210 165H208L207 166V169L208 170H210L213 174H216L217 176H221L222 178V180H228V181H230L231 182V180H234V178H237L236 176L234 177V175H235V173H237L238 172V175H239V177L237 178V179H235V181H238V182H244V178H245V176H243L239 171H237V169H236V165H237V163L239 162V159L240 158H237L236 157V155L238 154V153H240L241 152V150L243 149L244 151H247V149H248V147L249 148H253V152L252 153H250L251 154V156H250V158H251V160H249L248 162L249 163H252L253 161V163H255V162H258L259 164L261 163V164H263L264 163V156H259L258 155V153H256L255 152V150L254 149H259L258 148V142H257V139H255V134H252V132L254 131V129H253V131H252V129H250L249 127L250 126H247V129H243V132L244 133H246V132H248V131H252L251 132V134H250V132H248L250 135H249V137H248V133L247 134H245L244 135V138L243 139H241V140H238V138H233L234 137V135L233 136H230L229 135V137H227V135H226V137H227V139H229L230 137V139L228 140V143H227V141L226 142H220L221 141V138H222V136L220 135V134H218V132H216V133H214L213 135H211V131H210V127L213 125L214 126V124L216 123V120H217V116H218V108H219V105H214L213 104V101H214V99H212V97L209 95V94H206V93H203ZM184 98L183 99H179L178 101H182L183 102V100H184ZM247 99L248 100H251V98H248L247 97ZM258 100H259V98H257ZM18 101H20V105H22V106H26L27 105V101L26 100H20L19 98L17 99ZM64 100L65 101H63V100H59V101H57L56 103L58 104V106L60 105H62L63 104V106H64V104H65V102L66 101H69V100H67V99H65L64 98ZM72 100V99H71ZM177 100V99H176ZM184 100V102L186 103V101ZM91 101V99H89V102ZM166 100H164V103H166L165 102ZM178 101H177V106H175L174 107V103H175V101L174 102H172V104H168V106L169 107H167L166 105L167 104H161V106H160V108H159V111L161 110L162 112H164V110H165V114L166 113H168V112H170L173 108V110L175 111L176 109H178V113H177V115H179V114H183L185 111H184V109L182 108V107H180V105H179V103H178ZM24 102V103H23ZM73 102V101H72ZM92 102V101H91ZM112 102H113V104H112ZM199 102V103H198ZM61 103V104H60ZM132 103H134L133 105H132ZM150 104L152 103V102H149ZM184 103V104H185ZM201 103V104H200ZM176 104V103H175ZM186 104H188V103H186ZM185 104V106H187ZM193 103H191V105H192ZM199 104V105H198ZM253 104V103H252ZM105 105V106H104ZM108 105V106H107ZM160 105V104H159ZM170 105H171V108L172 109H170ZM189 105H190V103H189ZM190 105V106H191ZM235 105H236V107H235ZM255 105V104H254ZM59 106V108H53L54 110H58V109H61V110H63V106L62 107H60ZM110 106V107H109ZM141 106H143V105H141ZM153 106V105H152ZM182 106H183V103H182ZM193 106V105H192ZM197 106H195V107H197ZM204 106V107H203ZM207 106V107H206ZM232 106L234 107V110H236V108H237V106H238V102H236V100L235 101H232ZM255 106H257V105H255ZM163 107H164V110H163ZM166 107V108H165ZM142 108H144V107H141V109ZM152 108H154V107H151L150 109L151 110H153ZM147 107H145V110L147 111ZM157 110H158V108H157ZM68 111H69V109H68ZM104 112L105 113H107V114H104ZM151 113H152V116L154 117V113L152 112V111H150ZM173 112V111H172ZM198 112H200V113H198ZM251 112H253V109H251ZM96 113V114H95ZM171 113V112H170ZM93 114H95V116L93 115ZM222 114V113H221ZM260 114H262V113H260ZM91 116H90V120H91ZM263 118H264V115H261ZM92 117V118H93ZM105 117V116H104ZM104 117H102V118H100L102 121H103V119H104ZM126 117V116H125ZM125 117H123V118H125ZM145 117L147 118V117H149V113L148 112H146V113H144V115H142L141 117H139V118H137L138 119V121H140V122H132V126L133 127H136L137 125H141L142 127H143V125H144V122H145ZM223 117V116H222ZM31 118V117H30ZM95 118H93L92 120V122H94L95 121ZM96 118V120H97V122L99 121L98 119ZM260 118V117H259ZM126 119V118H125ZM109 120V124H110V126L112 127V130L114 131L113 132V134L112 135H110V137L112 136L113 138H114V140L116 141V140H119L120 142H124V137L123 136H119L118 135V132H117V130H116V128H117V126L119 125V123H117L116 124V122L117 121H119V120H121L120 118H118V117H116L115 119H114V124H115V126L113 125V123H112V119H108ZM150 120H151V118H150ZM149 119H147L146 120V122H149L150 121ZM101 121V122H102ZM152 121V120H151ZM177 121V122H176ZM176 121H173L172 122V124L170 123V125H166V128L167 129H171V126H173L174 128L172 129V134H169V136L170 137H172V138H175L176 139V141H174V142H171L173 145L176 143H180V144H182V143H186L185 144V146L187 145L188 147H190V148H195L196 150H195V153L196 152H198L199 150H201L203 147H204V145H199V146H193V145H191V144H189L188 143V141L186 140V139H188L187 138V136H184V137H180V135H179V131H181L182 129L184 130V128H183V126H185V124L186 123H183V125H181V121H179V120H176ZM185 122H188L189 120L188 119H186L185 118V120H184ZM96 122V121H95ZM100 122V123H101ZM260 124H264V121H260L259 122ZM98 124V123H97ZM244 124H246V123H244ZM153 125H154V123H153ZM152 125V127H151V130H153V129H155V127ZM160 124H159V121L157 122V126H158V128H159V136H158V138H160V141L162 142V143H164L163 141H164V133L161 131V127L159 126ZM191 125V124H190ZM246 125H248V124H246ZM11 128V127H10ZM249 128V129H248ZM38 129V128H37ZM260 129V131L259 132H262V129L261 128H259ZM184 130V131H185ZM247 130V131H246ZM148 131H150V130H148L146 127H144V130L143 129H141V130H137L135 133H132V132H130L127 136H128V138H127V140L129 141V143L132 145V146H134L135 147V143L136 142H138L139 144L141 143V142H143V139H144V136H145V134H147L148 133ZM246 131V132H245ZM32 133V132H31ZM36 134L37 135H39V133L38 132H36ZM14 135L16 136V137H18L19 139L16 141V144H18V143H20V144H18V145H24V147H23V145H22V148L21 149H18L17 151H14L13 152V154L15 155L16 154V152L18 153V154H16V155H19V154H23V156H22V160L19 158V156H16V158L17 159H15V160H19L18 162H20V163H26V162H28V160L30 159L31 160V157L30 156H32V161L34 162L35 160H33V159H35L34 158V156H36V155H41V151L39 150L38 152H35L34 153V151H33V148H32V146H28V148L26 147V145L24 144V139H21L18 135H16V134H13L12 136L14 137ZM161 135H163L162 137H161ZM194 135L196 136V137H199V140H196V139H194ZM213 136L212 138H214L215 140H218V142H220V143H214L213 142V139H211V138H209V136ZM247 135V136H246ZM252 135H254V137H252L251 138V136ZM9 136H11V135H9ZM8 136V137H9ZM13 137H11L12 139H13ZM15 137V138H16ZM10 138V137H9ZM15 138L13 139V141L15 140ZM248 138V139H247ZM11 139V140H12ZM232 139V140H231ZM253 141H252V140ZM261 140H264L263 138H260ZM163 140V141H162ZM233 142H231V141ZM242 140H244V141H242ZM248 140V141H247ZM31 141V139L29 140V142ZM237 141V143H235ZM241 141V143H239V142ZM250 141V142H249ZM252 141V142H251ZM244 142V143H243ZM102 143V142H101ZM254 143V144H253ZM16 144H13V145H16ZM34 144V142H32V145ZM230 144V145H229ZM238 144H240V145H238ZM244 144V145H243ZM248 145V146H247ZM236 148H235V147ZM241 146H243V147H241ZM260 146V150H262V148H264V147H262L261 145H259ZM121 147V146H120ZM173 147H175V145L173 146ZM216 147H218L219 149H216ZM220 147H222V149L220 148ZM237 147H241V148H237ZM257 147V148H256ZM200 148V149H199ZM247 148V149H246ZM27 149H28V153H29V156L27 157V155H26V151H27ZM170 150V149H169ZM183 151L185 150L184 149V147H183V149H182ZM172 151V150H171ZM221 151H222V153H221ZM227 151V152H226ZM1 152V151H0ZM3 152H4V154H8L9 153V151L8 150H6V149H3ZM33 154H32V153ZM45 153H47V152H45ZM166 153V152H165ZM164 153V154H165ZM192 153V152H191ZM217 153H220L221 154V158L220 157H214V159H216V161H212V160H214L213 158H211V157H213V155L212 154H217ZM247 153V152H246ZM256 153V154H255ZM43 154V153H42ZM210 154V155H209ZM225 154V155H224ZM230 154V155H229ZM249 153H247V154H245L246 156L247 155H250ZM46 155V154H45ZM160 155V153L158 152V151H156V150H154V153H151V152H148V155H147V157H151V158H155V157H158ZM212 155V156H211ZM222 155H224V157H226L227 159H228V161L229 160H236V162H234V163H231V167H229L228 165H226L224 162H222L221 161V159H222ZM228 155H229V157H228ZM233 155H235L234 157H233ZM0 156H1V154H0ZM210 156V157H209ZM256 156V157H255ZM13 158H14V156H12ZM134 157V156H133ZM136 157V156H135ZM252 157H254L253 159H252ZM260 157V158H259ZM1 158V157H0ZM206 159V161H204L203 162V160L204 159ZM218 158V159H217ZM229 158H231V159H229ZM241 158H242V156H241ZM256 158V159H255ZM258 158H259V160H258ZM42 159V158H41ZM40 159V160H41ZM134 159V158H133ZM255 159V160H254ZM262 159H263V161H262ZM189 161V160H188ZM221 161V162H220ZM252 161V162H251ZM3 161H1L0 162V164H2V165H0V167L2 168V169H0V176H1V178H0V264H59L58 263V261H56L55 259L56 258H54V260L52 261V260H50V259H48V258H46V257H40V258H38V256H37V254H36V252H38V253H42V250L39 248V249H37V247L36 246H41L40 244H48V242L47 241H44V240H41V238L39 237V239L37 238L38 237V235H37V233H36V230H35V228L34 227H36L37 225H34L33 226V224H36V223H39V221L38 220H36L37 219V217H38V214L36 213L39 209H42V210H46V208L44 207V203L42 202V204L40 203L39 205H37L36 203L37 202H34L35 204L34 205H31V204H29L24 198H22V197H18L17 196V190L19 191V188H17V186L18 185H20L21 187H23V189H24V191H29V190H34V189H36V186H32V185H29V187H27L28 185L27 184H21L18 180H14L13 181V177H11L10 175H8V176H5L6 174H5V171H6V168L4 167V162L2 163ZM220 162V163H219ZM188 163V162H187ZM190 164V163H189ZM33 165V164H32ZM183 165V164H182ZM163 166V165H162ZM201 166V165H200ZM18 166L16 165V168H17ZM4 168V169H3ZM163 168V167H162ZM228 168H233L232 169V173H231V176H227V177H223L226 173H227V169ZM2 170H4L3 172H2ZM125 170V169H124ZM197 171H198V168H197ZM261 171H263L264 172V170H261ZM28 172V171H27ZM129 172L130 171H128V170H125V171H121V172H119V175L120 174H123V175H127V174H129ZM164 172H166V170H164ZM168 172H170L169 170H167V173ZM207 172V171H206ZM209 172V171H208ZM262 172V173H263ZM140 174H141V172H139ZM4 174V175H3ZM170 174H172V175H174V173H171L170 172ZM177 174V173H176ZM174 175V177L172 178V177H167V179H168V181H170V180H172V181H174L175 182V176L177 177V179H178V175ZM264 174V173H263ZM23 176V175H22ZM3 177V178H2ZM39 177L38 176H36L35 177V179H36V181H37V179H38ZM53 178V177H52ZM55 178V177H54ZM121 177L119 176V178L117 179V182H119L120 180H122V179H120ZM169 178H171V179H169ZM242 178V179H241ZM40 179V178H39ZM177 179H176V182L177 183H179L180 181H177ZM221 179H220V181H219V184L222 182L221 181ZM240 179L242 180V181H240ZM61 180H63V179H59V180H57V181H59V182H61ZM4 181V182H3ZM5 181H6V183H7V181H8V185L5 183ZM17 181V182H16ZM125 181H127L126 179L125 180H122V181H120V183H124ZM132 181V180H131ZM16 182V183H15ZM175 182V183H176ZM3 183H4V185H3ZM30 183H32V182H30ZM169 183H172L173 184V182H169ZM176 183V184H177ZM242 183H241V185H242ZM5 184H6V186H5ZM132 184H136V183H132ZM175 184V185H176ZM240 185V186H241ZM40 186L41 187H43V188H46V185H43V182H41V184H40ZM236 187H237V185H235ZM5 187H7V188H5ZM14 187V188H13ZM16 187V188H15ZM19 187V186H18ZM132 187H134V186H132ZM136 187H137V189L139 188V186L138 185H136L135 186V189H136ZM154 187H156V186H154ZM14 189V190H13ZM117 189V188H116ZM115 189V190H116ZM128 190L129 188H127V187H124L123 189L122 188H118L117 190H119V192H122L121 190ZM161 189V188H160ZM158 190V192H161V193H163L162 191L163 190ZM224 188L222 187L221 188V190L220 191H222ZM16 190V191H15ZM105 190V189H104ZM103 190V193H107L106 194V196L110 199L112 196H110L111 194L109 193V192H107V191H104ZM191 190V189H190ZM157 191V190H156ZM12 192V193H11ZM15 192V193H14ZM24 193H26V192H23V194ZM35 194V193H34ZM41 194H43L44 195V193L42 192V193H38L37 195V197H40L41 196ZM166 194V193H165ZM16 195V196H15ZM25 195V194H24ZM26 195H29V194H26ZM40 195V196H39ZM109 195V196H108ZM168 195V194H167ZM15 196V197H14ZM20 196V195H19ZM79 195H77V197H78ZM122 196V195H121ZM120 196V197H121ZM37 197H35V198H31V199H33V200H35V201H37ZM81 197H82V200L84 201L83 203H86L85 201L86 200H88V204H86V207L83 209V211H86V212H90V210H93V209H96V202H94V198H91L90 196V198L88 197V195H85V194H82L81 195ZM123 197V198H122ZM121 198H122V202L123 203H125L126 202V200L124 199V196H122ZM133 199H135L134 197H133ZM41 200H43V198H41ZM39 201H40V199H39ZM53 203V201H50L49 203L48 202H45V206L46 205H48V204H50V203ZM98 202V201H97ZM92 203H95L94 205L92 204ZM138 205H140V206H142V203H140V198H139V201H138ZM27 204H29V205H27ZM31 205V206H30ZM42 205V207H40ZM49 206V205H48ZM92 206V207H91ZM93 206H95V207H93ZM139 206V207H140ZM33 207V208H32ZM44 207V208H43ZM10 208V209H9ZM12 208V209H11ZM49 208H51V206H49ZM132 208V207H131ZM183 208H185V207H183ZM182 208V209H183ZM8 209V210H7ZM17 209V210H16ZM82 209H80L79 210V213H80V211H82ZM125 209H127V208H125ZM141 209V208H140ZM8 211V212H7ZM139 211V210H138ZM140 212V211H139ZM28 213H30V214H28ZM132 214V213H131ZM134 214V213H133ZM132 214V215H133ZM11 215V216H10ZM29 215H30V217H29ZM31 215L33 216L32 218H31ZM35 215V216H34ZM37 215V216H36ZM134 216V215H133ZM35 217V218H34ZM137 217V216H136ZM107 219H109V218H107ZM37 221V222H36ZM27 222V223H26ZM44 222H46V224H47V221L45 220ZM142 222V225H144L145 223L143 222V221H141ZM50 224H53L52 226L54 227V226H58L56 223H53V222H51L50 221ZM19 225H21V226H19ZM7 229H6V228ZM8 227L10 228V229H8ZM21 227V228H20ZM26 229H25V228ZM30 227H32V228H30ZM32 229V230H31ZM84 229V228H83ZM11 232V233H10ZM26 232V233H25ZM12 233H13V235H12ZM15 233H17L16 235H14ZM68 234H69V232H67ZM2 234V235H1ZM27 235V236H26ZM3 236V237H2ZM9 236V237H8ZM89 237H90V234L88 235ZM88 237V238H89ZM5 238V239H4ZM15 238V239H14ZM17 238V239H16ZM30 238V239H29ZM9 240V241H7V240ZM13 239V240H12ZM35 239V240H34ZM15 241H17V242H15ZM28 241H31V243L30 242H28ZM13 242H15V243H13ZM33 242V243H32ZM61 242H64V240H58L57 241V243L55 242V244H58V243H61ZM26 243H27V246H25L26 245ZM37 243V244H36ZM15 244V245H14ZM32 244H34V245H32ZM39 244V245H38ZM66 244V248L65 249H63V250H68V249H71V250H73V251H76L77 252V250H80V249H82V251H83V253H84V256L86 255V256H88V253H87V251L85 250V249H87V246H84V245H80V247H79V245L78 244H76L75 242H70V243H65ZM13 246V247H12ZM25 246V247H24ZM49 246V245H48ZM42 247V246H41ZM78 247V248H77ZM80 248V249H79ZM47 250L49 251V252H51V250H50V247H47ZM36 251V252H35ZM54 251H55V249H54ZM29 253V255H28V253ZM10 253V254H9ZM75 253V252H74ZM3 254V255H2ZM27 254V255H26ZM22 255V256H21ZM26 255V256H25ZM33 257H32V256ZM2 256H3V258H2ZM76 257V256H75ZM19 258V259H18ZM34 259H35V261H34ZM49 260V261H48ZM28 261V262H27ZM7 262V263H6ZM21 262V263H20ZM31 262V263H30ZM42 262V263H41ZM55 262V263H54Z\"/></svg>",
    "mask_w": 264,
    "mask_h": 264
}]
</instances>
